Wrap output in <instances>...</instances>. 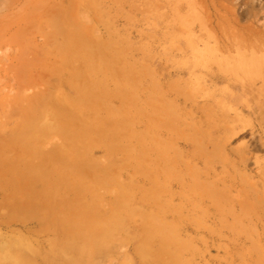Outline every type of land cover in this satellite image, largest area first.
<instances>
[{
  "label": "rangeland",
  "instance_id": "374dc122",
  "mask_svg": "<svg viewBox=\"0 0 264 264\" xmlns=\"http://www.w3.org/2000/svg\"><path fill=\"white\" fill-rule=\"evenodd\" d=\"M0 25V264H264V0Z\"/></svg>",
  "mask_w": 264,
  "mask_h": 264
},
{
  "label": "bare ground",
  "instance_id": "6f19581e",
  "mask_svg": "<svg viewBox=\"0 0 264 264\" xmlns=\"http://www.w3.org/2000/svg\"><path fill=\"white\" fill-rule=\"evenodd\" d=\"M2 28H3V26L0 25V40L2 39L1 36L4 35V34H3V30H2ZM10 63L13 64L14 61L11 59V60H10Z\"/></svg>",
  "mask_w": 264,
  "mask_h": 264
}]
</instances>
